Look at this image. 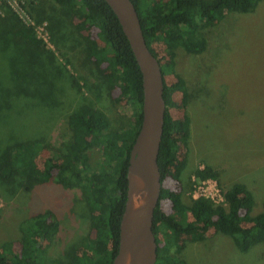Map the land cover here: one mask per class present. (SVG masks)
Masks as SVG:
<instances>
[{"label":"rangeland","instance_id":"obj_1","mask_svg":"<svg viewBox=\"0 0 264 264\" xmlns=\"http://www.w3.org/2000/svg\"><path fill=\"white\" fill-rule=\"evenodd\" d=\"M42 9L44 16L39 14ZM62 9L54 0L0 2V23L9 15L29 23L47 45L36 50L0 36V162L9 144L28 138H43L51 149L67 150L72 135L69 116L79 104L100 109L113 129L134 122L131 105L119 101L118 87L110 90L87 56L89 35L96 37V32L85 30ZM200 35L208 45L199 54L179 47L172 58L163 43L156 45L168 68V83L180 75L188 90L187 101L182 91L175 93L171 112L191 119L190 137L180 150L186 168L179 181L169 176L164 186L181 190L185 203L200 196L220 203L225 201V188L242 182L253 192L254 213H259L264 209V0L250 12L227 13ZM71 74L84 84L82 89L72 83ZM89 154L99 167L100 147H92ZM205 165L216 169L219 179L204 181L195 174ZM47 210L61 221L56 242L47 244L44 257L52 264L89 231L90 212L81 187L63 180L33 183L0 177V244L18 240L23 221ZM184 242L181 255L191 264H264V244L244 252L221 232Z\"/></svg>","mask_w":264,"mask_h":264},{"label":"trees","instance_id":"obj_2","mask_svg":"<svg viewBox=\"0 0 264 264\" xmlns=\"http://www.w3.org/2000/svg\"><path fill=\"white\" fill-rule=\"evenodd\" d=\"M54 1L63 7L64 15L77 18L88 32H96V37L89 35L87 56L109 89L118 87L117 98L131 105L135 119L113 129L100 109L79 104L69 116L72 135L67 150L51 149L43 138L18 140L3 152L0 177L4 180L21 177L33 183L63 180L72 187L79 185L90 212L89 231L52 264H112L119 250L131 150L143 117L142 71L117 15L106 0ZM132 1L139 12L146 42L161 63L167 106L158 157L162 190L154 215L156 264H191L181 255L185 239L201 241L213 231L230 236L244 252L264 244V209L254 213L255 196L245 183L235 182L225 188V201L220 203L205 196L191 197V202L185 203L181 190L164 186L169 176L179 181L186 168L187 160L180 157V150L190 137L191 119L188 115L175 117L171 112L175 93L182 91L187 101L188 90L180 75L168 83V68L156 51V45L163 43L172 58L179 47L189 53H202L208 40L200 35L201 29L214 25L227 13L250 12L261 0ZM45 11L39 10V14L44 16ZM6 19L0 23V36L24 41L36 50L47 49L32 25L11 15ZM70 77L79 90L84 87L75 75ZM96 146L102 156L99 167L91 163L89 154ZM195 174L201 179H219V172L210 165L196 169ZM60 228L61 221L53 210L32 214L21 224L18 240L0 244V264H47L44 260L47 244L56 242Z\"/></svg>","mask_w":264,"mask_h":264},{"label":"water","instance_id":"obj_3","mask_svg":"<svg viewBox=\"0 0 264 264\" xmlns=\"http://www.w3.org/2000/svg\"><path fill=\"white\" fill-rule=\"evenodd\" d=\"M117 15L143 77V117L132 146L128 190L120 225L119 250L112 264H156L158 243L154 215L162 190L158 163L164 131L166 100L161 63L149 48L139 12L132 0H106Z\"/></svg>","mask_w":264,"mask_h":264},{"label":"built area","instance_id":"obj_4","mask_svg":"<svg viewBox=\"0 0 264 264\" xmlns=\"http://www.w3.org/2000/svg\"><path fill=\"white\" fill-rule=\"evenodd\" d=\"M10 4H13L14 2L15 3H17V2H20V3H23L24 2V0H7ZM0 2H1V0H0ZM25 23V22H24ZM25 24H29V23H25ZM29 25H31V24H29ZM33 26V25H32ZM34 27V26H33ZM35 28V27H34ZM204 181H205V179H204ZM203 184H205V182H203ZM203 186V185H202ZM201 188V186H199V189ZM206 197V196H205Z\"/></svg>","mask_w":264,"mask_h":264}]
</instances>
